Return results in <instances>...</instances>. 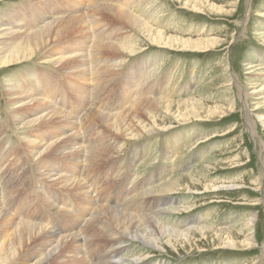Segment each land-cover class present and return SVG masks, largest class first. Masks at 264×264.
I'll list each match as a JSON object with an SVG mask.
<instances>
[{
    "label": "rangeland",
    "instance_id": "374dc122",
    "mask_svg": "<svg viewBox=\"0 0 264 264\" xmlns=\"http://www.w3.org/2000/svg\"><path fill=\"white\" fill-rule=\"evenodd\" d=\"M190 1L0 0L2 52L16 46L7 42L6 33L26 38L57 21L89 19L84 30L50 41L32 58L11 67L0 64V212L56 235L47 247L40 246L47 241L44 235L25 243L11 264H38L67 235L81 240L41 264L259 263L264 246V93L261 100L246 95L264 79V0ZM93 5L131 6L133 14L167 37L220 43L207 52L158 46L125 22L108 15L93 19ZM97 38L135 52L100 55L93 48ZM71 54L83 58L82 73H72L77 64L55 63ZM249 66L257 72L249 75ZM147 99L175 105L172 114L165 107L152 108L160 126L148 136L126 140L90 119L94 112L122 116L136 101ZM189 99L204 106L200 117L177 120V105ZM244 100L253 115V131L246 123ZM23 103L28 104L20 108ZM45 104L65 118L32 126L30 120L51 111ZM134 115L132 110L128 116ZM71 135L77 145L68 144ZM65 144L71 148H60ZM77 149L79 155L73 153ZM104 150L117 151L114 159L93 165L88 157ZM59 177L78 180L81 188L64 189ZM177 178H185L179 191H159ZM187 181L195 182L191 189ZM101 208L137 219L151 217L180 234L198 228L209 232L207 237L193 234L189 243L172 237L174 245H168V237L150 224L145 235L159 240V248L131 237L93 238L87 232L91 226L101 228L93 222ZM252 221L256 226H249ZM3 223L0 245L15 230ZM229 235L236 248L224 244Z\"/></svg>",
    "mask_w": 264,
    "mask_h": 264
},
{
    "label": "bare ground",
    "instance_id": "6f19581e",
    "mask_svg": "<svg viewBox=\"0 0 264 264\" xmlns=\"http://www.w3.org/2000/svg\"><path fill=\"white\" fill-rule=\"evenodd\" d=\"M182 1H185L187 3L191 2L190 0H182ZM128 7L129 6H113V5L112 6H99V5L95 6V5H93L92 10H91V14H92L91 17L93 19H96L97 17L108 15L109 17H112L113 19L125 22L128 25L132 26L137 31H139L142 35L147 37L155 45L164 46V47H167L170 49H172L173 47H179V48L182 47L181 51L207 52L220 43V40H218V39H213L211 41L210 40H202V39H198L196 41H192V40L184 41V40L174 38V37H167V35H165L164 32H161V31L156 32V30L153 29L151 27V25H149L148 23H146L145 21H143L142 19L137 17L135 14H133V11L131 10V6L129 8ZM193 8L197 9V10H201V7H199L197 4H194ZM88 20L89 19H86V17H82L80 19H71L69 21H64V20L57 21L53 24L48 25L42 31H38V32L33 33L32 35H28V36L25 35L26 38H24L22 35L21 36L15 35L13 32H12V34H10V32L6 33V34H8L7 37L9 38V41H7V42L16 44V46H15L14 50L6 51V52H2L3 50L0 49L1 50L0 55H2L0 57V64L4 67H9V66L11 67V66H15V65L21 63V61H23L25 59L32 58L33 56L37 55L38 52H41V50L43 48H45L50 41L62 39L66 35L74 34L75 32H78L79 30H84L85 26L88 24L87 23ZM20 37H23L24 40L23 41L19 40ZM85 37H88V36H85ZM93 48H94V51L99 53L100 55L103 54L105 51H108V52L112 51L115 53H122L125 55L126 54L127 55L132 54L135 52V49L132 47L116 45V44H111V43H105L101 39L98 40V38L94 41ZM119 57L121 58V55ZM82 61H83V58L81 56L71 54L69 57H67L65 59L61 58L59 60H56L55 63L60 64V66L66 65L69 63H73L74 65L77 64L76 69H78L81 67L83 68L84 64ZM17 62H19V63H17ZM253 65H255V64H253ZM258 67H260V66L258 65ZM248 69L250 70V71H248L249 75L255 74L257 72V69H255V66H249ZM82 70L83 69H80V70L78 69L76 71L73 70L74 72H72V73L73 74L82 73ZM263 75H264V73H263ZM73 76H75V75H73ZM80 76H81V74H80ZM251 81H253V80H251ZM250 90H252V91L249 92V94L246 95V97H250L252 100H258L257 98H259V100H261L260 97L264 93V79H262V84L260 86L259 85L252 86L250 88ZM243 92H244L243 88H240L241 98L242 97L245 98V95H244L245 93H243ZM7 94L9 95V92ZM17 94L19 95L18 98H23L24 100L28 99L27 97H23L24 95L21 93H17ZM17 94H11L10 93V96L13 97V95H17ZM19 100H22V99H19ZM12 103H13V101H12ZM26 104H28V103H26ZM26 104H25V106H26ZM247 104L248 103L244 100L243 112H244V115L246 118V123H247L248 129H250V131H253L252 129H253L254 125H253V122L251 119L252 114H251ZM253 104H251V105H253ZM25 106L23 103V105H21L20 108L25 107ZM45 106H46V108L51 109V111L49 110V112H47V114L45 116L43 115L44 117H41V119L38 118L39 120H36V118H35L34 122H32V120L29 119L30 124L51 122L57 118H60V119L65 118V116L59 112V110L57 111V110L53 109L52 107H49L47 104H45ZM156 106L157 107L158 106L159 107H165L167 113L172 114V110H173L175 105L171 104L170 102H167L166 100H163V99H147L144 101L139 100V101H136L134 106H132V109L129 112H127V114L124 113V115L122 114V116L112 117V116L103 115V114L98 113V112H94L91 114L90 119L92 120L93 123H98L101 128L106 129V131L108 129L109 131L113 132L114 133L113 135H117L118 137H119V135H121V136L123 135V136H125V138L127 137L126 140L127 139L135 140V139H138L140 137L148 136V135L152 134L154 131H156V129H159V126H160L159 123L157 121H155L154 118L152 117V115H153L152 108H154ZM177 106H178V111L176 113L177 115L175 114L174 117L179 121L188 120L191 117H200L201 111L204 108V106L201 105V103H199L195 99H191V100L189 99V101L181 102ZM260 107L261 106H258L257 110ZM132 110L135 112V115L133 117L128 116L129 113L132 112ZM183 110H186V112L183 113L182 112ZM162 111H164V110H162ZM261 116H263V115H261ZM146 118L147 119L149 118L150 122L153 123V127H149L150 125H148V121ZM26 121H25V123L28 124L29 122L27 123ZM262 122L264 125V118H262ZM29 125H27V126H29ZM32 126H33V124H32ZM23 127H25V126H23ZM67 139H69L68 144L70 142H73V143H70V145L71 144L72 145L78 144L77 138H75V137L73 138V135L69 136ZM66 141L64 143H66ZM36 147H38V146H36ZM64 147H65V149L71 148V147H67V145L66 146L63 145L60 148H64ZM60 148H57L58 150L56 149V151L57 152L60 151L59 150ZM49 149L50 148H48L47 151H49ZM34 151L32 150V152H34ZM116 152L117 151H114V150L98 151L96 153L91 154V157H88V158H89V161L93 165L97 166L103 160H105V158H106V160H109L110 157H112L111 159H114ZM73 153L76 155H79L81 153V150L77 149ZM45 154H47V152ZM89 154H90V151H89ZM104 154H107L108 156L106 157V156H104ZM43 157H44V154H43ZM41 158H42V156H41ZM184 179L177 178V179L171 181L169 184H167V186H162L163 189L161 188V189H159V191H162V192L179 191L180 188L182 186H184L183 185ZM193 181H195V180L193 179ZM57 182H58V184L64 185V187H65L64 189H66V187H68V189H71V190H74V188H77L78 186L81 185V182H79L78 180H72V179H67V178H62V177H59ZM195 182H193V183H195ZM192 184L190 182H188L187 188L191 189ZM80 188H81V186H80ZM158 195H160V194H158ZM97 213H98L97 217H95V221H93V222H97L98 224H100L101 228L95 229V227L91 226L87 232L93 238H96V237L102 238L105 235H106L105 238H107V236H108L110 240L119 239V238H130L131 237L132 239H139L141 241H144L147 245H154L156 248H159V245H160V244H158V243H160L159 240L153 239L152 236L147 237V235H145V232H147L146 226L147 227L151 226L150 224H152L155 228L156 227L159 228V230H160V232H162L163 236L166 235V237H168L167 238L168 239V245L169 244L174 245L172 240H171L172 237H175L176 240H179V239L186 240L189 243L190 238L193 234L197 235L196 233H199L201 236L207 237V234L209 232L205 228H198V229H193L191 231H188L185 234H180L179 232L177 233L176 231H172V230L169 231V230L163 228L162 226L158 225L153 219H151V217L150 218L144 217L142 219H137L135 217L118 214L115 211H113L112 209H108V208H101ZM2 223H3L4 227L8 226V225L14 226L15 230H14L13 234L11 235V237H9L8 239H5V240L3 239L4 241L0 245V264H11L13 261L16 260L18 253L20 252L21 249H23L25 243H27V244H29L31 242L35 243L43 235H44L43 238H46L47 241L45 242V244L42 243L40 245L41 247H47L48 245H51L53 242L56 241V240L54 241V237L56 235L50 233L49 231H46V229L39 227L37 225L36 226L31 225L29 223H16L15 221H13V219L10 218V216H7L6 213H4V211L0 212V224H2ZM249 226H256V225H254L253 221H252V223H250ZM140 232L143 235L140 234ZM152 233H153V231H152ZM155 233H156V231H155ZM215 236H217L221 240L220 235H215ZM79 238H80V235H72V236L67 235V236H64L62 238H59L58 243H56V245L54 247H52V249L48 252L47 256H45V258H43L42 261L38 262V264H41L42 262L45 263V261L47 260V258L49 256H51L53 254H57L58 252L64 251L65 248L70 243H73L75 246L77 243L80 242L81 238L80 239ZM12 239L13 240L15 239L16 241H13ZM166 242H167V240H166ZM219 243H220V241L218 242V244ZM245 243L247 244V246H250V244H251V242H249V241H247V242L245 241ZM224 244L231 247V248L237 247L235 238L230 236V235L227 237V240L224 242ZM161 245H162V243H161ZM262 247H263V253L261 255V259H260L258 264H264V246H262ZM109 256H111V255H109ZM106 261H108V260H106ZM104 264H114V263L109 262V263H104Z\"/></svg>",
    "mask_w": 264,
    "mask_h": 264
}]
</instances>
